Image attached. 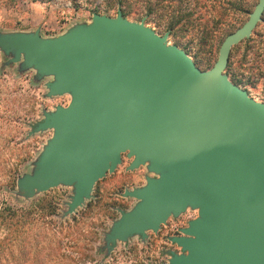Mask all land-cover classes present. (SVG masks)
I'll return each mask as SVG.
<instances>
[{"label":"water","instance_id":"95a60500","mask_svg":"<svg viewBox=\"0 0 264 264\" xmlns=\"http://www.w3.org/2000/svg\"><path fill=\"white\" fill-rule=\"evenodd\" d=\"M263 15L259 0L210 69L170 44V31L161 35L121 9L114 17L94 13L55 37L39 28L0 30L5 65L52 77L48 97L71 95L29 131L53 135L14 192L29 200L71 186L65 216L72 215L126 154L127 170L145 166L149 174L143 186L125 189L136 203L106 232L108 253L193 209L197 218L171 238L182 252L165 264H264V102L226 72L232 48Z\"/></svg>","mask_w":264,"mask_h":264},{"label":"rangeland","instance_id":"374dc122","mask_svg":"<svg viewBox=\"0 0 264 264\" xmlns=\"http://www.w3.org/2000/svg\"><path fill=\"white\" fill-rule=\"evenodd\" d=\"M258 1L245 0L246 10L238 15L231 27L217 31L212 45L203 48L200 43L192 42L187 37L177 40L171 32L169 43L179 41L177 45L183 49L188 44L191 52L187 53L194 61L193 55L197 51L202 58L209 60L207 64L197 65L210 69L219 56L225 37L246 22ZM98 3L102 1L98 0ZM94 13L117 15L116 10L95 12L94 6L85 4L77 10L71 0L23 1L15 8H0V30L35 31L39 28L44 37H55L76 24L91 22ZM128 18L134 21L144 19L161 35L167 32L165 25H157V19L149 18L143 8ZM250 38L253 39H246L232 48L228 64L230 70L226 72L231 80L233 75L245 80L251 77L254 84L239 86L247 88L256 100L264 102V77L254 78L255 72L250 69L252 64H261L258 72L261 71L264 76V55L261 56V51L264 52V15ZM6 59L0 50V199L5 198L16 208L25 211L40 202L44 207L42 214H46L40 222H31L23 237H18L26 239L25 255L21 256L19 243H14L10 264H165L172 252L181 253V246L171 238L184 234L182 229L188 226L190 220L197 218L198 210L188 209L177 218L171 217L158 232L149 231L144 240L134 236L127 242H118L111 253L104 246L105 234L114 220L120 217L121 210H129L136 203L134 198L123 197L125 189L143 186L149 174L145 166L127 170L131 159L126 154L114 173L98 181L92 199L72 215L65 216L73 194L71 186H58L29 200L14 192L17 188V184L15 189L11 188L14 181L16 183L19 176L33 170L34 162L53 135V130L31 136L28 135L29 131L43 118L45 110H55L58 105L67 106L71 102V95L46 96V83L52 77L37 80L35 70L20 72L18 64L5 65ZM51 211L55 212L51 214ZM190 214L194 215L190 217Z\"/></svg>","mask_w":264,"mask_h":264},{"label":"trees","instance_id":"16d2710c","mask_svg":"<svg viewBox=\"0 0 264 264\" xmlns=\"http://www.w3.org/2000/svg\"><path fill=\"white\" fill-rule=\"evenodd\" d=\"M52 2L54 0H0V8L11 9L17 7L21 2ZM71 0L75 9H79L83 4L94 6L95 12L109 13L119 9L123 15L130 17L139 8H143L149 18H156L157 25H165V30L170 31L173 37L179 40L181 37H187L192 42H198L203 48L212 45V40L219 29L231 27L240 13L245 9V0ZM253 38H248L247 41ZM179 41H176L178 44ZM264 47V45H263ZM187 52H191L188 44L184 47ZM264 55L263 50L261 56ZM196 64L203 65L209 63L208 58H202L197 51L194 53ZM264 58L262 59V61ZM262 63V62H260ZM253 65V64H252ZM250 66L254 73V78L264 77L261 71L258 72L261 64ZM230 70L228 65L227 71ZM257 71V72H256ZM232 81L245 86L254 84L251 77L245 80L233 75ZM246 90H248L246 88ZM249 91V90H248ZM18 179V178H17ZM14 181L12 189L16 188ZM39 202L34 208L28 207L27 211L18 209L5 198L0 199V263H12L13 245L19 243L21 256L25 255L26 239L23 237L27 226L40 222L46 214L44 207ZM52 206V205H50ZM55 211H51L53 214ZM17 241V242H16Z\"/></svg>","mask_w":264,"mask_h":264},{"label":"built area","instance_id":"2783aa9c","mask_svg":"<svg viewBox=\"0 0 264 264\" xmlns=\"http://www.w3.org/2000/svg\"><path fill=\"white\" fill-rule=\"evenodd\" d=\"M195 213V212H194ZM191 216L190 217H192L194 214H190Z\"/></svg>","mask_w":264,"mask_h":264}]
</instances>
